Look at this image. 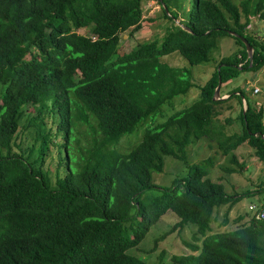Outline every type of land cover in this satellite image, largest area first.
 I'll return each instance as SVG.
<instances>
[{"label": "trees", "instance_id": "trees-1", "mask_svg": "<svg viewBox=\"0 0 264 264\" xmlns=\"http://www.w3.org/2000/svg\"><path fill=\"white\" fill-rule=\"evenodd\" d=\"M144 1L0 0V264H148L128 250L168 209L179 218L174 227L194 223L202 239L190 244L193 253L159 264H264V219L251 216L249 224L207 233L215 208L240 196L208 176L214 156L169 185L152 180L166 156L184 160L186 147L202 137L215 140L223 156L246 142L264 162V108L246 101L243 111L239 98L240 131L225 136L214 121L216 104L228 98H212L217 79L220 91L238 70L264 66V41L246 30L252 16L264 18V0H189L177 24L176 0H156L173 22L161 39L122 52V33L143 26ZM89 27L92 35L79 32ZM228 30L252 46L251 60ZM222 35L235 39L238 52L220 58L191 103L119 151L122 137L193 85L188 66L161 57L178 51L190 65L208 62ZM228 93L237 96L238 86ZM81 125L89 129L84 145L76 133ZM19 127L31 141L26 150L16 143ZM58 134L59 144L52 139ZM49 143L62 154L70 149L77 163L62 155L65 172L55 180L45 166ZM230 161L239 163L235 153Z\"/></svg>", "mask_w": 264, "mask_h": 264}, {"label": "rangeland", "instance_id": "rangeland-1", "mask_svg": "<svg viewBox=\"0 0 264 264\" xmlns=\"http://www.w3.org/2000/svg\"><path fill=\"white\" fill-rule=\"evenodd\" d=\"M232 1L238 3L240 0ZM176 3L179 7L177 9L178 16L174 22H179L181 20V14L188 10L190 3L189 0H176ZM143 8V26L136 32L129 31L122 33V39L119 44L120 51H128L138 43L146 40L161 39L166 28L173 22V20H169L163 16L161 5L156 0H145ZM241 21H245L244 16L241 17ZM249 21L250 23L246 27V30L251 36L264 41V18L260 17L259 14H255V16L249 18ZM79 32L92 35L90 27L79 29ZM239 48L240 46L232 36L222 35L215 38V46L209 54L210 60L208 62L190 65L178 51L162 56L161 61L170 65L188 66L192 71L193 85L187 92L178 93L170 99L165 100L161 104L159 111L143 120L133 134L126 135V137L124 136L119 140L116 146L117 149L119 151H124L129 149L130 146L134 147L138 144L146 129L163 122L169 115L177 111V109L191 103L198 97L200 85L210 76L220 58L233 57L238 52ZM224 85L225 86H221L219 95L228 99L222 104H216L217 116L214 124L215 126L217 124L222 125L223 133L226 136L240 131L241 121L239 112L241 103L239 98H241L243 106H246L247 101L254 108H259L261 106L264 108V66L259 70H238L234 76L224 82ZM235 86H238L240 93L237 96L229 97V90ZM254 87H258L260 90L254 92ZM28 107L31 109V106ZM91 121H94L93 118ZM48 126H51L53 132H55L56 124H51V120H48ZM87 131H89V129L86 125H81L76 131L78 138L81 139L80 145L85 144L84 137ZM30 133L28 129V135H30ZM96 136L100 137L101 135L97 134ZM17 137L16 143H19L20 149L26 150L31 141L28 136H25L24 131L20 127ZM52 139L57 144L62 142L60 134L52 136ZM72 144L75 145L74 143ZM74 150L76 151L77 149L74 148ZM69 151L70 149L62 154L58 146L49 143L45 157V166L50 170L53 180H55L57 175L61 172L60 170H62V175L65 172L60 162L62 155L68 154L70 166L77 165V163L73 162L76 159L75 154L71 155L73 160L71 161ZM185 151L184 160L166 156L163 171L152 173L153 182H155L157 186L169 185L174 178L187 175L192 165L200 164L204 158L212 155L215 157L216 163L208 176L214 181H220L224 189L228 190V192L235 191L234 193H239L240 196L232 205L225 203V205L215 208L210 223L211 231L207 233L228 231L241 225L251 223L250 218L252 213L250 212V206H261V203L264 202V162L256 158L253 148L244 142L231 151V153L223 156L218 152L215 140L202 137L191 142L186 147ZM32 153L36 154V151L33 150ZM232 153H235L238 161H240L238 164L230 161V155ZM35 154H32V156H35ZM30 159L29 157L28 160ZM228 167L233 169V171L226 170ZM68 169L69 168H67V170ZM153 190L156 191L157 189ZM178 220V216L172 210L168 209L152 224L141 243L129 249L128 253L139 256L148 264H159V262L170 261L173 255L193 253L190 244L195 243L200 246L202 236L196 234L197 225L191 222H186L183 225L174 227V224ZM134 228L135 225H133V227H128L127 233L130 234ZM164 233H166V235L156 243L155 239ZM195 236L197 241L194 240ZM161 251L163 252L162 256H160Z\"/></svg>", "mask_w": 264, "mask_h": 264}, {"label": "water", "instance_id": "water-1", "mask_svg": "<svg viewBox=\"0 0 264 264\" xmlns=\"http://www.w3.org/2000/svg\"><path fill=\"white\" fill-rule=\"evenodd\" d=\"M163 6L165 8V11L167 12L168 10H167L166 6L165 5H163ZM176 23H178V22H176ZM183 28L186 29V30H189L185 26H183ZM228 33L233 35V36H235V37H238L239 39H241L245 43V46H246V49H247V53H248V57L251 60L252 52H254V49H252V46L249 45L248 41L244 37H241L239 34H236L233 31L228 30ZM219 86H220V80L217 79V83H216V85L214 86V89H213V96H212L213 99H219V98H223L224 97V96H220L219 95ZM242 98H243V96H242ZM245 108H246V106L244 105L243 106V111H245ZM262 137L264 138V134L263 133H262Z\"/></svg>", "mask_w": 264, "mask_h": 264}, {"label": "built area", "instance_id": "built-area-1", "mask_svg": "<svg viewBox=\"0 0 264 264\" xmlns=\"http://www.w3.org/2000/svg\"><path fill=\"white\" fill-rule=\"evenodd\" d=\"M259 90L260 89L258 87L253 88L254 92H257ZM261 205H262V203H261ZM250 209H251L250 212L252 213V216H254L256 219H258V220L264 219V207L251 205Z\"/></svg>", "mask_w": 264, "mask_h": 264}, {"label": "crops", "instance_id": "crops-1", "mask_svg": "<svg viewBox=\"0 0 264 264\" xmlns=\"http://www.w3.org/2000/svg\"><path fill=\"white\" fill-rule=\"evenodd\" d=\"M240 162V161H239ZM226 191H228V190H226Z\"/></svg>", "mask_w": 264, "mask_h": 264}]
</instances>
